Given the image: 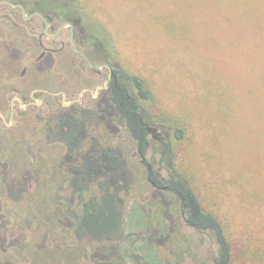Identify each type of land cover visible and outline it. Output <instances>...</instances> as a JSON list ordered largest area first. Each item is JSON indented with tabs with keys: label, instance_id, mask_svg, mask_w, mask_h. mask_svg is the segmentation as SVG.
Masks as SVG:
<instances>
[{
	"label": "rangeland",
	"instance_id": "1",
	"mask_svg": "<svg viewBox=\"0 0 264 264\" xmlns=\"http://www.w3.org/2000/svg\"><path fill=\"white\" fill-rule=\"evenodd\" d=\"M72 1L112 45L119 69L148 88V118L162 127L177 174L223 228L231 264H264V0ZM43 128L18 124L4 150L0 143V172L7 168V191L17 201L3 208L13 210L4 226L24 230L21 242L37 264H212L219 254L214 234L186 227L176 215L180 202L171 209L175 236L168 239L163 228L161 238L150 234L155 224L146 214L157 198L138 157L127 158L129 165L103 153L86 166H65L62 176L60 166H50L54 146ZM188 240L192 256L184 251Z\"/></svg>",
	"mask_w": 264,
	"mask_h": 264
},
{
	"label": "flooded vegetation",
	"instance_id": "2",
	"mask_svg": "<svg viewBox=\"0 0 264 264\" xmlns=\"http://www.w3.org/2000/svg\"><path fill=\"white\" fill-rule=\"evenodd\" d=\"M76 6L72 0H0L1 149L4 150L3 139L12 135L18 124L39 123L44 125L43 138L49 141V146H54L50 166H60L62 176L68 168L65 166H86L99 154L117 156L120 163L129 165L127 158L138 157L140 165L147 171L153 197L157 198L156 210L151 208L146 214L152 215L150 222L155 224L150 234L156 239L166 232L168 239L175 236L177 220L171 209L180 202L181 208L176 213L180 221L189 229L207 235L211 231L203 232L189 224L187 213L191 210V201L186 200L178 188L181 183H186L194 191L190 183L177 174L170 156L172 149L168 147L165 151V135L163 139L159 133L162 127H153L140 99L136 102L142 115L133 113L137 93L132 76L119 69L112 45L104 43L101 32L82 19ZM135 118H138L136 123ZM75 124L77 127L74 128L78 130L66 129ZM70 132L76 134L73 140L66 142ZM9 141L7 139L5 143ZM56 144L64 146L63 153L54 154ZM167 156L170 162H167ZM156 165L160 166L158 171L153 169ZM170 170L177 179L169 178ZM7 171L6 168L0 172V264H37L34 250L24 247L21 242L24 230L18 234L17 227L12 228L11 222L8 229L4 226V220L13 210L6 213L3 208L15 207L14 203H17L7 191L11 186ZM34 173L31 186L35 185L38 176L36 171ZM10 177L14 181L17 179L16 173H11ZM53 179L54 176L51 181ZM166 196L170 201H166ZM42 197L36 196L31 202L36 203ZM58 205L67 207L64 202ZM66 213L56 214L62 218ZM32 223L33 220L28 222L29 229H32ZM19 226L22 227V222ZM161 228L163 233L158 232ZM14 239L17 241L13 242ZM185 247L187 255L192 256L189 240ZM99 251L100 247L95 250L94 257ZM47 255L51 256V253L47 252ZM219 256L220 248L212 264H216Z\"/></svg>",
	"mask_w": 264,
	"mask_h": 264
},
{
	"label": "trees",
	"instance_id": "3",
	"mask_svg": "<svg viewBox=\"0 0 264 264\" xmlns=\"http://www.w3.org/2000/svg\"><path fill=\"white\" fill-rule=\"evenodd\" d=\"M133 81H134V86L136 88L135 93H137V97L134 98L135 109L133 113L137 116H140L142 115V112L139 104L136 102V99L145 101V100H151L152 97L148 88L141 79H139L138 77H134ZM136 121H138V118H135L134 123H136ZM140 122H139V126H140ZM171 129L175 132V136L178 139L185 138V131L183 128L174 125V127L172 126ZM165 151H168V146ZM169 172H170V177H169L170 179L173 180L178 178L174 174V172H172L171 170ZM180 177L183 178V176ZM178 189L180 190L182 195L186 197V200L191 201V210H189V212L187 213L189 224L192 227H195L197 230H201L203 232L209 230L213 232V234L215 235L216 241L220 248V256L217 259L216 264H231L232 262L231 247L224 235L223 228L221 227L220 223L211 214L205 212L201 208L200 203H198L199 201L196 200L195 193L190 190V188L186 183H181V187ZM170 191H174V188H170Z\"/></svg>",
	"mask_w": 264,
	"mask_h": 264
}]
</instances>
